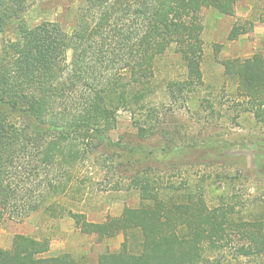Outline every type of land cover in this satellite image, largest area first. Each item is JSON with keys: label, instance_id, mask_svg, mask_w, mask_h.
<instances>
[{"label": "trees", "instance_id": "1", "mask_svg": "<svg viewBox=\"0 0 264 264\" xmlns=\"http://www.w3.org/2000/svg\"><path fill=\"white\" fill-rule=\"evenodd\" d=\"M28 0H0V31L19 18ZM238 0H85L71 30L45 20L21 24L18 37L0 48V216L22 219L43 210L69 217L84 234H140V251L99 254L97 264H203L207 252L233 247L241 257L264 256V210L252 218L234 216L222 200L210 205L206 190L160 183L148 169H135L128 183L140 205L117 216L90 221L73 204L83 195L79 170L113 147L109 132L117 112L131 113L137 137L161 131L152 100L185 102L203 86L204 25L212 7L233 16ZM252 21L232 25L228 39L245 34ZM171 46L184 73L157 84L156 62ZM236 82V101L264 123V57L221 61ZM156 122V123H155ZM133 150H130L132 153ZM44 240L15 234L2 264H77L69 252L47 255Z\"/></svg>", "mask_w": 264, "mask_h": 264}, {"label": "rangeland", "instance_id": "2", "mask_svg": "<svg viewBox=\"0 0 264 264\" xmlns=\"http://www.w3.org/2000/svg\"><path fill=\"white\" fill-rule=\"evenodd\" d=\"M85 0H28L19 18L0 31L4 41L18 37L19 27L42 21L59 23L71 30ZM204 25L203 86L183 102L156 92L152 104L161 131L137 137V127L127 110L117 112L116 127L109 132L122 151L110 147L91 157L79 170L83 199L73 206L90 221L119 215L125 206L138 207V191L129 185L135 169H148L160 183L201 185L210 205L222 200L234 206V216L252 218L264 210V123L237 104L236 82L223 71L226 58L264 57V0H238L233 16L209 7L201 11ZM252 21L251 28L234 40L228 39L233 24ZM157 84L182 77L184 69L175 47L156 62ZM155 122V123H156ZM130 150H133L130 153ZM15 234L44 240L47 255L71 253L77 264H97L99 254L118 251L123 243L131 255L140 251L141 237L132 231L108 235L84 234L69 217L52 218L43 210L22 219L0 216V248L7 251ZM203 264H264V256L241 257L233 247L207 252ZM2 264V263H0Z\"/></svg>", "mask_w": 264, "mask_h": 264}]
</instances>
